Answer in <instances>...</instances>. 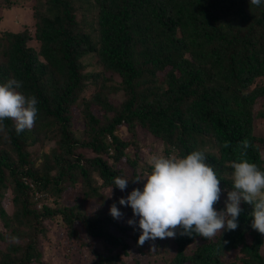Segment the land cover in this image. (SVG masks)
I'll return each instance as SVG.
<instances>
[{
  "label": "trees",
  "instance_id": "1",
  "mask_svg": "<svg viewBox=\"0 0 264 264\" xmlns=\"http://www.w3.org/2000/svg\"><path fill=\"white\" fill-rule=\"evenodd\" d=\"M11 4L0 0V7ZM31 9L34 34L0 32V83L21 81L18 91L36 96L39 109L31 129L17 134L15 121L6 119L0 132V243L6 242L0 264L44 263L45 254H58L67 239L78 242L80 258L89 251L87 264H129L127 255L140 264L151 257L144 249L150 240L137 243L139 217L119 204L134 188L143 190L137 169L151 173L135 138L117 134L123 126L132 136L137 127L147 130L164 155L172 148L179 156L205 152L228 191L233 162L247 159L264 170V137L254 133L253 113L264 96V3L32 0ZM91 85L96 89L86 99L81 93ZM111 94L120 100L111 101ZM75 109L84 119L80 131L73 128ZM256 114L264 119V108ZM45 139L55 145L44 150ZM117 176L129 179L124 191L114 184ZM7 188L10 213L1 204ZM68 191L69 202L47 204L49 196L58 199ZM114 202L132 214L113 218ZM241 207L237 229L211 240L178 232L172 256L157 252L151 258L155 264H264L263 234L251 227V206L242 201ZM131 217L135 226L127 223ZM60 228L63 234L52 242L56 253L43 250L41 237ZM233 250L235 258L225 260ZM61 261L65 254L56 263Z\"/></svg>",
  "mask_w": 264,
  "mask_h": 264
},
{
  "label": "clouds",
  "instance_id": "2",
  "mask_svg": "<svg viewBox=\"0 0 264 264\" xmlns=\"http://www.w3.org/2000/svg\"><path fill=\"white\" fill-rule=\"evenodd\" d=\"M249 3L260 6L264 0H249ZM21 87L22 82L15 79L0 83V132L4 130L6 119L15 121L17 134L31 129L37 120L38 99L18 91ZM224 146L229 145L225 143ZM243 147H249L247 140ZM206 159L203 151L193 150L179 156L175 148L169 155L154 154L148 158L151 173L135 179L146 180L143 190L134 188L127 197L119 199V204L130 206L134 217H139L142 231L138 246L157 238L175 237L178 232L182 236L196 234L211 240L218 233L235 230L244 211L242 201L251 206V227L264 234V170L247 159L233 162V186L227 192L226 208L217 210L214 205L221 198L222 179ZM128 181L117 176L114 184L124 191ZM110 214L115 219L124 215L115 202ZM127 223L135 226L136 220L130 218Z\"/></svg>",
  "mask_w": 264,
  "mask_h": 264
},
{
  "label": "rangeland",
  "instance_id": "3",
  "mask_svg": "<svg viewBox=\"0 0 264 264\" xmlns=\"http://www.w3.org/2000/svg\"><path fill=\"white\" fill-rule=\"evenodd\" d=\"M12 2L11 5H6V6H2L0 7V32L1 31H11V32H22L24 30H27L29 33L34 34L35 31V18L33 17V12L31 9V4H32V0H10ZM44 13H48L47 11ZM30 44L34 47V48H39L40 43L35 40V39H31L30 40ZM253 86V85H252ZM95 87L94 86H88L84 91H82L81 95L86 97V99H90L91 95L94 93L95 91ZM110 100L111 101H119V96L118 94H111L110 95ZM94 107H97L96 104H94ZM264 108V96L261 97L259 100L256 101V104L254 105L253 108V113L255 115L254 117V133L264 137V119L261 116H258L256 113L259 110H262ZM99 111V110H98ZM96 111V112H98ZM98 114L101 113L98 112ZM73 128L77 131H80L84 128V119L82 117L81 112H79V109H75L74 111V115H73ZM137 131V136H132L131 132L128 130L127 127L123 126L120 129L117 130V134L121 137V138H125L126 140H130L135 138L134 141V146H136L139 149V159L142 161L147 162L148 158L151 155L154 154H163V145L160 142V140H158L157 138H154L153 136H151L147 130H145L144 128H140L137 127L136 129ZM55 145V139H45L42 143H41V147H44V150H46L48 148V146H54ZM82 153H84L86 156H92V152L88 149H84V148H80L79 149ZM264 155V154H263ZM111 160V159H109ZM142 161H139L142 163ZM112 162V161H111ZM137 172L139 173V177L143 178L146 175H148V173L142 172L140 169H137ZM95 179H97L96 176H94ZM142 182V185H144L146 183V180H140ZM97 183H100V180H97ZM227 192L228 190L222 189V193H221V198L220 201L214 205V207L217 210H221L218 209L219 205H222V209L226 208V204L225 201L227 199ZM11 197H12V193L11 190L9 188H7V191L5 193V197L3 198V200L1 201L2 206H4V208L7 210V212H11L12 209V204H11ZM72 197V191H68L65 192L63 195H61L60 198L55 199V197L53 196H49V199L47 200V204L50 206H55V205H59V204H65L67 202H69L71 200ZM93 200H90V202H92ZM117 205V204H116ZM118 207V205H117ZM121 211L124 213V215L121 217H129L132 213L130 212L129 209H121ZM133 217V215H132ZM131 217V218H132ZM0 229L4 230V228L2 227V224H0ZM51 235L50 237H41L39 244H41L43 250H52L53 253H56L54 251V246H53V240H55L56 236H61L63 234V229H56V231H54V229H52L50 231ZM83 231L81 230L79 232V234H82ZM219 234V233H218ZM49 236V235H48ZM84 237V235H82V238ZM264 237V234H263ZM173 238V237H172ZM172 238H164V239H160L158 241V244H154L152 240H150V245L146 246L144 245V249L147 250V252L149 254H151V257H153L155 255V253H162L163 254V258L165 259V257H169L172 256L173 253L175 252V244L173 243V239ZM63 245H60L59 250L57 251L58 254H50V253H46L44 256V263L42 264H58L56 262H58V259L60 258L61 254H65L66 255V262L65 264H71L72 261L76 262L77 264H87V262L89 261V251H86L87 254L85 256H80V252L78 251L79 249V245L78 242L76 240L73 239H67V240H63ZM200 241L197 240L195 242L199 243ZM6 244V242H5ZM4 243H0L1 246H5ZM61 244V243H60ZM128 247L130 249H136L135 245L133 243V240L128 239ZM194 248V244H191L187 247L186 251L189 252L190 250H192ZM150 250V251H149ZM262 252L264 254V245L262 247ZM237 254V250H233L231 252L227 253V256L225 258V260H232L235 258V255ZM128 263L132 264L133 261H131V255H127L126 256ZM148 258V257H144L142 258L139 263L140 264H155L154 260L152 258ZM159 260V262L162 260ZM52 259L51 262L47 261L48 259ZM40 263V264H41ZM35 264H39V263H35ZM59 264H64V261H61Z\"/></svg>",
  "mask_w": 264,
  "mask_h": 264
}]
</instances>
